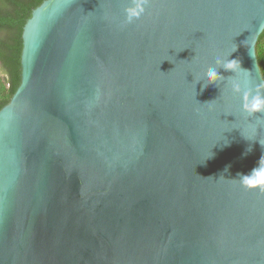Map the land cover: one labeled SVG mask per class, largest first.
<instances>
[{
    "label": "water",
    "instance_id": "1",
    "mask_svg": "<svg viewBox=\"0 0 264 264\" xmlns=\"http://www.w3.org/2000/svg\"><path fill=\"white\" fill-rule=\"evenodd\" d=\"M127 3L46 0L24 26L0 264H264V192L237 180L264 124L231 91L264 83V0H149L131 24ZM235 49L249 74L197 83Z\"/></svg>",
    "mask_w": 264,
    "mask_h": 264
},
{
    "label": "clouds",
    "instance_id": "2",
    "mask_svg": "<svg viewBox=\"0 0 264 264\" xmlns=\"http://www.w3.org/2000/svg\"><path fill=\"white\" fill-rule=\"evenodd\" d=\"M149 0H128L127 6L124 8V18L126 24H131L134 21L140 19L146 12ZM233 50L227 58L218 56L215 60V65L208 67L203 74V79L197 83L204 82L203 87L208 85L219 84L224 77L219 73L218 68H223L226 72H231L240 76L242 73L249 74L247 70L243 69L241 61L239 59H230ZM262 58H264V43H262L258 50ZM246 77V76H245ZM231 91L240 96L242 99V111L250 118H256L258 124H264V83L258 84L253 90L249 87L247 79L233 80ZM210 103V102H208ZM254 132L257 130L254 129ZM244 139L251 142H258L262 149H264V140L251 139L249 136L241 133ZM227 141L225 145L227 146ZM252 151L249 147L244 155H247ZM227 171V169H225ZM239 183L247 190H258L264 192V154L261 155L257 166L254 167L248 174L238 173Z\"/></svg>",
    "mask_w": 264,
    "mask_h": 264
},
{
    "label": "trees",
    "instance_id": "3",
    "mask_svg": "<svg viewBox=\"0 0 264 264\" xmlns=\"http://www.w3.org/2000/svg\"><path fill=\"white\" fill-rule=\"evenodd\" d=\"M46 0H0V110L10 103L22 81L23 30L33 11ZM257 56L264 76V58Z\"/></svg>",
    "mask_w": 264,
    "mask_h": 264
}]
</instances>
